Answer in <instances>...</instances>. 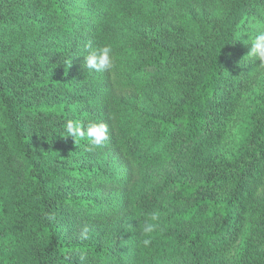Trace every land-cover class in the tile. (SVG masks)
Here are the masks:
<instances>
[{
	"label": "trees",
	"instance_id": "16d2710c",
	"mask_svg": "<svg viewBox=\"0 0 264 264\" xmlns=\"http://www.w3.org/2000/svg\"><path fill=\"white\" fill-rule=\"evenodd\" d=\"M258 27L264 0H0V264H264V101L218 157ZM104 45L113 68L89 70Z\"/></svg>",
	"mask_w": 264,
	"mask_h": 264
},
{
	"label": "clouds",
	"instance_id": "9594fccd",
	"mask_svg": "<svg viewBox=\"0 0 264 264\" xmlns=\"http://www.w3.org/2000/svg\"><path fill=\"white\" fill-rule=\"evenodd\" d=\"M245 43H250L251 47L247 53L248 57L259 61L261 68H264V31H260L251 40H246ZM84 65L89 70L96 72L108 71L114 66L113 50L110 45L100 46L91 49L84 57ZM65 136H70L73 139H87L91 146L99 148L108 140L109 128L104 122H90L83 125L77 120H68L65 124ZM161 216L158 211H153L148 214V218L142 225L141 241L144 247H148L152 243L153 235L160 229Z\"/></svg>",
	"mask_w": 264,
	"mask_h": 264
},
{
	"label": "rangeland",
	"instance_id": "374dc122",
	"mask_svg": "<svg viewBox=\"0 0 264 264\" xmlns=\"http://www.w3.org/2000/svg\"><path fill=\"white\" fill-rule=\"evenodd\" d=\"M246 25H249L248 29L252 30L251 22L246 21ZM260 27H258V32ZM250 37L249 40H251ZM241 46H245L247 43H240ZM245 64V62H244ZM264 101V68H261L259 65V61L256 62V70L252 76L250 84L244 89L241 96H238L236 101L230 103L229 112L227 117V125L225 129V136L218 148V157L222 160L230 159L236 150V146L240 141L241 134V111L240 109L251 107V105L260 103ZM257 200L264 201V180L260 184L257 189ZM250 231L249 227H246V231L240 236L239 241L230 246L227 249L228 259L231 262H235L238 260L240 251L243 246V241L245 234ZM261 241L257 246V252L261 254L260 256H264V231L261 235ZM178 264V263H177Z\"/></svg>",
	"mask_w": 264,
	"mask_h": 264
}]
</instances>
